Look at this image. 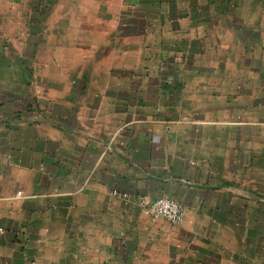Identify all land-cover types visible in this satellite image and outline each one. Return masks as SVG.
I'll return each instance as SVG.
<instances>
[{"label":"crops","instance_id":"0c3cea01","mask_svg":"<svg viewBox=\"0 0 264 264\" xmlns=\"http://www.w3.org/2000/svg\"><path fill=\"white\" fill-rule=\"evenodd\" d=\"M0 264H264V0H0Z\"/></svg>","mask_w":264,"mask_h":264},{"label":"built area","instance_id":"2783aa9c","mask_svg":"<svg viewBox=\"0 0 264 264\" xmlns=\"http://www.w3.org/2000/svg\"><path fill=\"white\" fill-rule=\"evenodd\" d=\"M112 195H120L122 198L127 199L125 193L119 194L112 191ZM138 204L141 212L153 221L163 219L172 224H179L184 217L183 205L174 199L159 197L152 200L147 195H141L138 197Z\"/></svg>","mask_w":264,"mask_h":264}]
</instances>
